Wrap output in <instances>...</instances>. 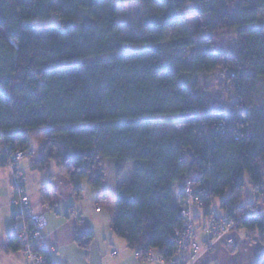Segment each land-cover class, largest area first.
Segmentation results:
<instances>
[{
	"label": "trees",
	"instance_id": "trees-1",
	"mask_svg": "<svg viewBox=\"0 0 264 264\" xmlns=\"http://www.w3.org/2000/svg\"><path fill=\"white\" fill-rule=\"evenodd\" d=\"M127 3L144 5L146 17L120 22ZM262 12L264 0H0V141L9 147L0 168L16 151L39 149L32 169L59 170L80 191L82 179L95 188L107 180L104 160L118 180L133 163L113 229L141 260L150 249L175 254L184 221L175 192L188 180L200 199L197 228L220 199L225 217L263 239L264 217L244 203L248 179L256 202L264 193ZM53 16L64 27L30 22ZM191 20L185 37L168 41L170 27ZM214 73L217 93L200 92L198 76ZM159 123L184 131L154 142ZM9 249L21 250L16 233Z\"/></svg>",
	"mask_w": 264,
	"mask_h": 264
},
{
	"label": "crops",
	"instance_id": "crops-1",
	"mask_svg": "<svg viewBox=\"0 0 264 264\" xmlns=\"http://www.w3.org/2000/svg\"><path fill=\"white\" fill-rule=\"evenodd\" d=\"M41 157V151L35 149L31 156L20 161L19 168L26 176L32 209L48 222L46 242L52 264H160L138 258L136 251L113 229L119 212L117 189L132 183L133 163L126 166L118 180L116 163L104 160L107 180L103 185L95 188L87 179H82L78 183L80 191H77L59 170L52 169L49 173L33 170ZM181 188L182 185L176 187V200ZM244 195V203L253 205L257 214L264 217V193L256 202L254 185L249 179ZM203 222L204 225L207 220ZM22 224L19 209L14 205L13 172L7 167L0 168V264H29L23 251L9 249L10 238ZM233 237V246H228L225 241L218 242L196 264H256L264 259V238L261 239L259 233L252 235L248 230L240 229ZM204 238L199 229L198 242L203 243ZM78 240L89 241V245L84 247Z\"/></svg>",
	"mask_w": 264,
	"mask_h": 264
},
{
	"label": "built area",
	"instance_id": "built-area-1",
	"mask_svg": "<svg viewBox=\"0 0 264 264\" xmlns=\"http://www.w3.org/2000/svg\"><path fill=\"white\" fill-rule=\"evenodd\" d=\"M8 151L9 147L4 141L0 143V152ZM26 156L22 151H16L10 156L8 164L13 172L14 205L17 206L23 219L22 226L16 232V238L29 261V264H49L50 250L46 242L48 222L43 215L35 213L30 205L26 191L24 173L19 169L20 161ZM200 199L197 196L193 183L188 180L184 183L182 194L177 200V208L184 219L182 229L175 233L177 239L176 252L172 257H164V251L150 249L146 261L160 264H196L203 252L213 250L218 242L225 241L227 245H234V234L242 224V218L232 219L220 217L213 212L208 224L202 229L205 238L203 243L197 240V226L195 224V208ZM205 248L204 251H202ZM116 255V253H115ZM138 258L139 253H136Z\"/></svg>",
	"mask_w": 264,
	"mask_h": 264
},
{
	"label": "rangeland",
	"instance_id": "rangeland-1",
	"mask_svg": "<svg viewBox=\"0 0 264 264\" xmlns=\"http://www.w3.org/2000/svg\"><path fill=\"white\" fill-rule=\"evenodd\" d=\"M257 2H258V0H251V3H253V4H255ZM146 14H147V11H146V7L144 5L128 4V3L127 4H118V16H119L120 22H123V23L124 22H127V23L130 22V23L136 24L137 22L143 20L146 17ZM205 19H207V18H205ZM260 21L264 22V12L261 13ZM30 22L37 27H64V25H65L64 21L61 20L57 16H53L50 19L33 20ZM194 24H195V22L191 20V21H188L187 23H185L184 26L170 27L167 30L168 41L171 42L173 40H177V39L185 37L183 32H185L186 29L188 30V28H191V26L193 27ZM232 37L233 36H231V35L230 36L223 35L222 40L224 41V44L226 45V47L228 46L227 44H233L234 39ZM142 47L143 46H141V45L131 46V47L129 46L124 50V52L141 49ZM182 81L185 84H189L190 77L184 76L182 78ZM198 81H199L198 90L200 92L205 91V92H208L209 94L210 93L215 94L219 90L218 85H219V81H220V74L214 73V74L209 75V76H198ZM183 131H184L183 127L180 128L176 125L162 124V123L155 124L154 130H153V141L154 142L157 141L160 137H162L164 135H181L183 133ZM0 143H1V141H0ZM214 209L215 210H213V212L217 213L218 216L225 217V215L222 214L221 209H220V199H216V201L214 203ZM208 221H209V219H207V223L205 225L208 224ZM203 227L202 228L198 227L197 230L198 231H199V229L202 230ZM237 232L238 231H236V233ZM228 246H233V245L228 244ZM204 250H205V248L202 251H204ZM208 252H210V251H208ZM205 253H207V252H203L202 256Z\"/></svg>",
	"mask_w": 264,
	"mask_h": 264
}]
</instances>
